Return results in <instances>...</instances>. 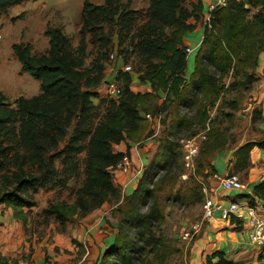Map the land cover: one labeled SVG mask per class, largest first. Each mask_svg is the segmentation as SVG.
I'll return each instance as SVG.
<instances>
[{
  "label": "trees",
  "instance_id": "obj_1",
  "mask_svg": "<svg viewBox=\"0 0 264 264\" xmlns=\"http://www.w3.org/2000/svg\"><path fill=\"white\" fill-rule=\"evenodd\" d=\"M24 1L27 0H0V18L7 14L10 7ZM226 3V6H218L211 12L209 25H205L204 21L203 39L191 74L187 72L188 54L184 38L196 27L192 20L202 23V0H150L152 7L149 12L133 10L129 4H122L121 0H106L103 6L86 0L78 49H74L72 41L60 29L53 27L46 31L50 40L46 53L33 54L28 44L14 45L13 53L21 64L22 72L40 82L41 93L33 98L21 97L15 102L16 108L9 109L6 96L0 92V161L6 154L7 148L2 147L6 139L10 148L15 147L18 159L12 179L3 176L5 186L11 185V189L1 194L0 206L11 208L17 217L22 216L23 209L34 207L30 192L63 183L57 180L55 163L62 157L68 160L69 155L82 152L81 140L84 136H90L86 188L79 190L74 205L58 202L47 210L48 215H55L65 225L69 219L79 215V210L83 213L90 210L85 208L87 198L95 197L99 204L110 201V195L116 191L113 177L120 174L117 168H113L125 156L131 158L128 151L115 152V147L122 142L140 145L144 139L153 136L142 112L157 115L166 112L172 104L191 109L197 106V113L201 116L199 124H206L208 117L205 109L215 106L224 90L223 80L230 73L234 77L232 89L249 91L257 84L260 56L264 53V0H226ZM208 15L209 10L205 19ZM138 20L143 24L138 25ZM106 27H113L114 33L107 34ZM87 36L94 45H100L106 51H99L100 59L96 65L81 69L86 55ZM115 39L119 44L116 58L122 61L135 59L139 80L149 90L145 93L132 92L129 86L132 77L126 74V87L119 98L120 105L109 110L107 119L92 134L90 130L82 129L89 119L93 99L98 97L96 90L104 83L106 63L110 57L108 50L110 45L114 46ZM230 92L227 90V93ZM261 104V109L254 116V119H260L254 122H258V126L264 123V104ZM229 105L235 108L237 103L229 101ZM77 116L78 129L62 147L63 137L69 126L78 119ZM192 121V118L182 116L177 123L181 129L189 130ZM12 125H19L17 135V129ZM254 149L264 151V137L236 148L229 175L235 174L234 170L238 173L235 175H241L239 178L248 175L253 166L251 154ZM159 152L151 170L155 166L162 170L174 169L181 157L178 146L164 139ZM206 157L203 156L201 165L207 164L210 156ZM212 167H215L214 164ZM211 176L204 177L208 185ZM156 177L157 173L153 171L140 180L132 193V200L117 209L122 212L119 231L113 245L100 257L99 264L144 262L147 247L156 242L150 232L152 225L162 217L156 193L164 188L165 181L157 180L154 190L151 185H154ZM202 186H199L201 190ZM201 196L204 197L202 192ZM151 199L154 202L148 205ZM262 199L264 180L253 186L252 195L239 194L233 201L254 208L260 215L258 207ZM146 205L148 210H142ZM226 222L236 226L234 231L243 229V224L234 217ZM262 257H258V264H264ZM0 261L1 264L7 263L6 260ZM204 264L253 262L228 260L224 252L217 251L208 255Z\"/></svg>",
  "mask_w": 264,
  "mask_h": 264
},
{
  "label": "rangeland",
  "instance_id": "obj_2",
  "mask_svg": "<svg viewBox=\"0 0 264 264\" xmlns=\"http://www.w3.org/2000/svg\"><path fill=\"white\" fill-rule=\"evenodd\" d=\"M91 2L98 3V0H91ZM80 3H82V0H29L21 6L14 7L7 15H3L0 18V92L6 96V104L9 109L16 108L15 102L17 99L21 97L33 98L41 93L40 82L35 80L31 75L22 72L21 64L13 53V46L25 43V45H30L32 51L36 54L47 51L49 49L48 39L43 37V35L42 37H38L36 35L38 34L36 28L32 29L33 27L30 26L34 24L37 17L48 13L51 8L55 9L56 7L63 17L62 22L58 23L62 24V26L65 27V33L69 35L70 38L72 37L74 49H78L80 46L79 43L81 42L79 30L74 36H72V32L75 31V25L79 22L81 17L82 5ZM144 3L143 5L146 7L140 9V11L149 12L152 4H148V0H145ZM44 5H46L45 8H43ZM186 7L188 6L186 5ZM22 15L26 17L21 18L20 16ZM14 18H16V20ZM138 22V25L143 24L140 20H138ZM48 26L50 27L49 24L47 27ZM27 27L30 28L26 30ZM106 29L107 34L114 33L113 27H106ZM202 35L203 32L200 31L192 32L186 37V43L193 49V53L188 55V74H191L194 70V61L198 50L197 44ZM117 45H119L118 42ZM85 46L87 47L86 55L84 57V63L82 67H80L81 69L91 68L93 65H96V61L100 59L99 51H106V49L101 48L100 45H94L88 36L85 41ZM115 46L114 44L113 47H111V45L109 47L108 54L110 57L109 62L106 63L105 78L103 79L104 83L96 90L98 97L93 99V105L89 111V119L82 129L90 130L92 134L101 123L107 119L109 110L120 105L119 98L126 87V74L132 77L129 86L135 94L138 92H148L147 89H149L139 80L138 72L135 67V59L123 61L120 70L112 76L110 72L113 64L111 55ZM117 52H119V46ZM103 64L105 65V63ZM126 66H130L131 71H122ZM110 82H116L120 93L119 97H113L108 93L107 84ZM233 82L234 77H232V73L223 80L224 90L220 94L219 100L214 107L207 106L205 109L208 117L206 124H199L201 116L197 113V106H193L191 109V107L185 105L180 106L172 104L169 105L166 112L158 113L157 115L145 114L144 112L141 113L149 128H151V134L155 137V151L149 158V161L143 165L139 177L142 178V181L149 173L156 171L157 177L154 180L155 183L151 185V188L154 190L156 188L155 184L159 180L164 179L165 181L164 188L156 193L158 208L162 217L158 222H154L150 231L151 235L155 236L154 240H156V242L155 245L147 247V256L144 255L145 259L141 264H190L193 253L197 250L196 247L198 246L199 240L203 239L206 230V222H204L198 233H194L192 230L195 224L202 223L203 221L206 194L199 186H202L201 184L204 182V177L213 174L215 171L222 177L226 176L227 165L229 167L231 161L235 159L234 152L236 148L248 141H258L264 137V126H262L264 123L259 126L257 125L258 122L254 123L260 121L259 117L254 119L255 112L261 109L262 105L259 97L261 93L258 92L260 90V88H258L259 84H254L249 91H244L232 89L231 84ZM227 90H231V92L227 93ZM188 98L190 99L191 95H189ZM229 101L236 102V107L232 108L231 105H229ZM182 116L193 119L189 130L186 128L181 129L178 126L177 120ZM77 118L78 119L69 126L67 134L63 137L62 147L78 129L77 122L79 121V117L77 116ZM12 127L17 129L15 132L17 135L20 131L19 125H12ZM164 139H169L178 146L181 157L174 169L162 170L159 166H155L151 170L152 162L160 155L159 146ZM89 140L90 136H84L81 140L82 152L69 155L70 158L68 160L62 157L55 163L58 173L57 180H61L63 183H57L56 187L48 185L35 191L32 190L30 192V197L31 201L35 203V206L31 209H23L22 216L14 217L22 233L20 237H17L16 242L13 241L12 243L8 238L6 241H10V244H12L10 250L15 254V258L19 254L25 256L24 252L19 251L27 247L31 250H34V248H43L42 252H47V249L54 248V253L62 251V254H66V247L64 248V246L66 243L70 242L68 240L73 232V230H71L70 234L68 229L69 226L75 227L89 216H104L106 221L112 225L118 233L122 212H118L117 209L132 200L131 197L133 192L126 193L117 187L116 182L118 179L115 175L113 177V185L116 191L110 195V201L108 203L99 204V201L95 197L87 198L85 208L90 210L84 213L79 210V215H75L72 219H69L65 225L62 224L55 215H48L47 210L58 202L74 205L78 199L79 190L86 188L90 149ZM189 140H194L196 146L199 148V155L195 163V175L188 174L190 171L184 168L183 165L182 153L184 150L182 141L187 142ZM124 143L125 142H122L119 145ZM60 146L59 148H61ZM118 146L115 147V152H117ZM2 147L3 149H7L5 151L6 154L0 161V197L7 189H11V185L7 184V186H5L6 182L3 176L9 177L10 180L12 179L13 171L18 160L15 147L10 148L8 139L3 141ZM203 156H210L205 165H201ZM213 164L215 167H212ZM117 166L113 168V170H116ZM113 170H111L112 174ZM260 170L264 172L263 160L256 161L248 175L240 177L242 182L248 185L251 180L257 182L264 178V176L260 174ZM236 171L234 170L233 173L238 174ZM253 171H259L260 173L255 175ZM184 173H186L188 177L190 176L189 179L185 180L182 178ZM201 192L204 194V197L201 196ZM219 193L222 194L223 190L218 189L217 195ZM239 194L241 193L238 191H232L229 196L235 197ZM199 198H201V200ZM153 202L154 200L151 199L148 205L149 203L152 205ZM220 202L223 203L224 201L220 200ZM105 206L107 209H105ZM142 210H148V206L146 205ZM218 217L219 215L216 216V218ZM211 220L212 219L208 220L209 222L207 223H210ZM186 233H189V235L186 236ZM8 236H10V234ZM73 240L74 239H72V242ZM151 242L153 243V241ZM260 252L259 256H263L264 263V250ZM257 253L258 251H253V254ZM250 262L252 263L253 261L250 260ZM255 263L258 264L257 262ZM2 264L4 263L2 262Z\"/></svg>",
  "mask_w": 264,
  "mask_h": 264
},
{
  "label": "crops",
  "instance_id": "obj_3",
  "mask_svg": "<svg viewBox=\"0 0 264 264\" xmlns=\"http://www.w3.org/2000/svg\"><path fill=\"white\" fill-rule=\"evenodd\" d=\"M24 1L21 4H18L16 6L10 7L8 9V12L13 9L14 7L21 6L22 4L28 2ZM86 0H82L81 7V17L79 22L76 23L75 31L72 32V36H74L77 31L80 29L81 19H82V10L83 6ZM91 1V0H90ZM145 0H121L122 4L130 6L133 10H140L145 8L146 6L143 5ZM220 0H202L204 5V15L202 16V23L196 22L195 20H192L191 23L195 24V29L192 32H203L204 31V21L205 16L208 13V7L211 4H216ZM93 4L97 6H103L106 4V0H98V3ZM145 4V3H144ZM148 4H150V0H148ZM46 5H44L43 8H45ZM7 15V14H6ZM21 18H24L26 16L22 15ZM16 20V18H14ZM36 21L34 24L30 27H33L32 29L36 28V31H38V34H36L38 37H45L49 41V48H50V40L49 37L46 35L47 25L49 24L50 27L58 28L60 29L63 34L68 37L72 43L73 39L70 38L69 35H67L64 31L65 27L62 26V24L58 22H62L63 17L58 8L55 7L51 8L50 11L44 15H40L35 19ZM55 25H53V24ZM29 27V28H30ZM28 27L26 30L29 29ZM30 31V30H29ZM190 32V33H192ZM188 33V34H190ZM187 34V35H188ZM184 38V44L186 47H190L189 44L186 43V37ZM203 35L198 41L197 47L199 48L202 43ZM118 40H114V44L116 45L113 52L115 56L117 55L116 50L118 49L117 45ZM25 44V43H21ZM49 50V49H48ZM47 50V51H48ZM47 51H44L46 53ZM33 54H36L32 51ZM43 54V53H41ZM121 59H114V62L112 64L111 74L112 76L114 73L118 72V69L122 65ZM258 88L260 90L258 91L261 93L260 101L264 104V53L260 56V66L258 68ZM257 88V89H258ZM149 90V89H148ZM154 136L146 138L142 141V144H135V143H124L122 145H119L117 147V151L120 152H126L128 151L130 153V156L132 158L133 167L128 172H121L119 176L117 177L116 186L122 189L126 193L133 192L140 180L142 179L140 176L143 165H145L149 158L152 156V154L155 151V140ZM251 159L253 162V165L258 160L264 161V151L259 149H254L251 154ZM253 168V166H252ZM251 168V169H252ZM250 169V170H251ZM255 175L258 173L262 174L264 176V172L262 170L259 171H253ZM229 174V167L227 165V173ZM264 178L260 179L257 182H253L254 180H251L248 185H246V190L242 191V195H252L253 194V186L260 183ZM215 187V185L213 184ZM218 193V190H217ZM228 195V196H227ZM230 192L223 191L222 194L216 195L215 199L220 201H224L223 203L228 204L229 202L233 201L232 196H229ZM244 200H242L243 202ZM258 212L261 216H264V199L262 201H259ZM105 209L107 207L105 206ZM0 259L6 260L8 264H16L19 259H24L28 264H99V259L102 257L104 252L113 245L116 235V229L110 225L104 216H89L87 217L81 224H77L75 227L69 226V232L71 234V230H73L70 239L68 243L64 246L66 254H62L61 252H55L53 249H47V252H42L43 248L37 249L34 248V250H31L29 247L25 248L24 250H21L19 252H24L25 256L18 255L16 258L14 257L15 254L10 250L11 245L10 241H6L8 238L13 243L16 242L17 237L21 236V229L18 224V222L14 219V211L11 208H8L5 205L0 206ZM243 224V229L239 232L234 231L236 226L232 225L230 222H224L219 217L213 218L210 223H206V230L203 236V239L199 240L198 246L196 247V252L193 253V258L190 260V264H204L205 258L212 254L213 252H224L225 256L228 260H233L235 262L239 261H253V264L257 261L259 254L261 253V249L254 248L253 245L249 243L248 240V228L246 227L245 222L238 220ZM209 222V221H208ZM20 230V231H19ZM10 234V236H8ZM72 239L76 240V243L72 242ZM5 242V243H3ZM64 251V252H65ZM253 251H258L257 254H253ZM63 252V253H64Z\"/></svg>",
  "mask_w": 264,
  "mask_h": 264
},
{
  "label": "built area",
  "instance_id": "obj_4",
  "mask_svg": "<svg viewBox=\"0 0 264 264\" xmlns=\"http://www.w3.org/2000/svg\"><path fill=\"white\" fill-rule=\"evenodd\" d=\"M226 0H220L216 4H211L208 7L209 15L205 19V25H209L211 20V12H213L218 6H226ZM186 53L188 55L193 53V49L190 47L186 48ZM116 58L115 54L111 55V60L114 61ZM124 72L131 71L130 66H126L122 69ZM107 91L113 97H119V89L116 82H110L107 84ZM183 144V165L184 168L189 170L188 174L195 175L196 173V158L199 155V148L196 146L194 140H189L187 142L182 141ZM132 160L130 157L125 156L122 161L118 164V173L128 172L132 168ZM192 172V173H191ZM190 177V176H189ZM188 175L184 173L182 178L189 179ZM215 185V187L213 186ZM203 191L206 194V199L204 203V213L202 223L195 224L192 227L194 233H198L204 222L216 218L217 215L223 221H229L232 217L237 220L243 221L248 228V240L249 243L256 248L264 250V216H261L257 211L246 205L240 204L238 202H229L228 204L222 203L215 199L217 195V190L221 189L223 191L232 192L238 191L242 192L246 190V185L240 180L238 175H226L224 177L220 176L217 172L212 174L209 185L206 182H202ZM189 233H186L188 236ZM1 264V263H0ZM16 264H28L25 259H19Z\"/></svg>",
  "mask_w": 264,
  "mask_h": 264
}]
</instances>
